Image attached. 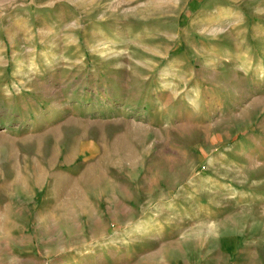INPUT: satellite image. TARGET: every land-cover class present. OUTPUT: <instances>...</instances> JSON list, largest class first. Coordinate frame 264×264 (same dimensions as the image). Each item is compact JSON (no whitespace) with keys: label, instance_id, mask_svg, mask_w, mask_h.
I'll list each match as a JSON object with an SVG mask.
<instances>
[{"label":"rangeland","instance_id":"1","mask_svg":"<svg viewBox=\"0 0 264 264\" xmlns=\"http://www.w3.org/2000/svg\"><path fill=\"white\" fill-rule=\"evenodd\" d=\"M263 164L264 0H0V264H264Z\"/></svg>","mask_w":264,"mask_h":264},{"label":"crops","instance_id":"2","mask_svg":"<svg viewBox=\"0 0 264 264\" xmlns=\"http://www.w3.org/2000/svg\"><path fill=\"white\" fill-rule=\"evenodd\" d=\"M90 125L92 124H89L86 122L66 123L65 124L66 133H65V137L62 138V140L58 139V136H55L59 133H52V135L54 134V137L56 138L52 139L53 142H51V145H50V151H51L50 159L52 160L53 158H55L58 150L59 152H62L63 154L62 157H64V160H63V163L58 168L61 170H64L67 173V175H69L68 177H72L70 178L72 179V182L73 181L77 182L79 179L84 178L86 175H90V172L93 171V169L96 166L100 165V161H102L101 158H103L98 148L105 145L106 139L105 138L104 139L103 138L102 139L101 138L100 139H96V138L89 139L87 136L89 134L88 131L91 130V128H89ZM60 145H61V148L59 147ZM106 151L107 150L105 148L103 152L106 153ZM262 168H264V164ZM260 176H264V175H260ZM73 178L75 180H73ZM260 180H262L263 183L257 186L258 189L252 190L249 193L251 194L252 193H263L264 194V178ZM230 186L232 187V189H235L237 191H243V192H247V188H248L247 185L233 186L232 184H230ZM257 199L258 198H255V200L252 199V201L248 203H244L240 206H237L236 208L230 207V209H228L227 216L230 215L232 217L234 215L233 214L234 212H236V215H239L242 211H245L246 209L255 208V206L257 205L256 203ZM261 204L264 206V201L261 200L260 205ZM132 234L136 236L146 237L148 234V231L144 233L139 232V231H134ZM121 244H122V237L117 234L115 237L110 238L106 241V245L103 247L104 249L102 253L106 254L107 259L109 260L111 258L115 259V255H116L115 252L121 251V248H122ZM109 249H113L112 251L114 252L111 253L110 251H108ZM97 252L94 251V248L92 247H89L88 250H86V255L93 259L92 264L100 263V260H98L97 258L99 259L102 258V255L101 257H99L101 252L99 253ZM95 258L97 260H94Z\"/></svg>","mask_w":264,"mask_h":264}]
</instances>
